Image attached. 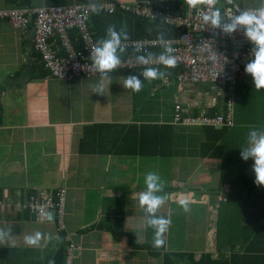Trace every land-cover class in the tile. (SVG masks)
<instances>
[{
    "label": "crops",
    "instance_id": "crops-1",
    "mask_svg": "<svg viewBox=\"0 0 264 264\" xmlns=\"http://www.w3.org/2000/svg\"><path fill=\"white\" fill-rule=\"evenodd\" d=\"M134 1L148 0H0V9ZM149 1L188 7L187 0ZM234 1L243 8L258 4ZM34 33L33 24L16 29L0 21V200L6 203L0 206V229L11 230L0 239V264H65L69 244L78 248L73 264H164L162 256L144 248L153 246V229L146 226L137 200L149 171L159 174L160 194L166 195L156 215L171 221L158 247L162 255L188 252L199 259L212 253L228 260L259 254L258 262L248 264H264V232L262 247L254 253L247 250L253 245L242 241L245 229L248 237L254 235L256 198L250 190L256 186L252 160H242L240 148L250 129L264 131V89L254 88L251 75H237L235 126L222 135L218 127L207 132L174 124L177 104L185 114H222L220 87L181 86L169 71L151 80L154 87L143 84L138 92L122 83L141 70L111 72L102 81L100 76L57 79L42 67ZM77 37L72 33L73 44L80 47ZM53 42L64 55L60 38ZM100 82L104 93H93ZM143 126L155 138L153 126L173 130L166 132V144H152L142 155L133 150ZM237 174H246L247 184ZM230 184H240L244 195H235ZM59 188L67 191L64 227L54 211H45L53 214L49 222L16 205L40 190ZM181 198L189 201L187 211L177 203ZM258 215L263 216L258 227H264V213ZM37 231L40 244L26 245L24 237ZM218 237L226 239L224 245L217 246Z\"/></svg>",
    "mask_w": 264,
    "mask_h": 264
},
{
    "label": "built area",
    "instance_id": "built-area-1",
    "mask_svg": "<svg viewBox=\"0 0 264 264\" xmlns=\"http://www.w3.org/2000/svg\"><path fill=\"white\" fill-rule=\"evenodd\" d=\"M207 0H203L196 8L180 6L174 9L169 3L157 1L104 2L91 4H74L71 6L26 7L0 9V21H8L16 29L34 27V48L50 76L62 79H92L100 74L90 67V53L96 44L91 30L93 16L115 14L118 12L131 14L146 20L159 21L180 31L174 39H164L175 49L172 55L176 58L174 67H178L177 82L181 86L212 83L223 90L225 110L222 114L211 115L203 113L195 116L185 114L183 106L176 105L174 124L191 127H227L235 126V92L237 75L246 73L245 65L251 59V44L243 34L237 31L231 35L223 33L218 28L204 24L199 11H204ZM211 7H219L225 20L238 11L253 8H243L234 0H213ZM77 34L81 41L80 47L73 44L71 35ZM58 36L65 47V54L60 55L54 49L53 38ZM127 51L135 55L121 58L120 65L112 72L138 70L148 67L165 68L156 61V56L163 51L160 40H128L122 41ZM139 49V51H137ZM121 53V54H123ZM152 53L148 64H138L136 55ZM120 54V55H121ZM67 191L59 188L54 191L40 190L36 195L17 203L21 210L37 216L45 211H54L59 219L60 228L65 214ZM0 206H6L0 200ZM75 244H69L66 249L65 264H73L77 250Z\"/></svg>",
    "mask_w": 264,
    "mask_h": 264
},
{
    "label": "clouds",
    "instance_id": "clouds-1",
    "mask_svg": "<svg viewBox=\"0 0 264 264\" xmlns=\"http://www.w3.org/2000/svg\"><path fill=\"white\" fill-rule=\"evenodd\" d=\"M202 0H187L189 8H196ZM213 0H207L204 11L198 10V15L204 24L211 25L213 28L220 29L223 33L231 35L242 30L244 36L251 44V59L245 65L244 71L252 77L253 85L256 90L264 89V0H258V4L253 9L238 11V14L230 16L227 20L221 14L219 7H211ZM128 39V33L122 26L119 30L115 25H109L106 29L105 37L97 40L92 47L90 55V67L100 74L101 81L111 73L121 63L120 54L125 51L122 40ZM163 51L156 56V61L166 68L174 67L176 58L172 53L175 49L170 43L164 40L163 35H159ZM139 51V49H137ZM152 53L146 55H136L138 64H148ZM164 70L155 67L145 68L140 72V76L130 74L123 80V87L133 92L140 91L142 80L151 81L163 78ZM142 77V79L140 78ZM103 83L94 86L93 93H104ZM240 156L244 161L252 160V171L255 175L254 183L264 186V131L252 128L247 133L246 146L240 148ZM145 188L139 193L138 206L145 214L146 226L153 229L154 247H161L165 241L163 234L168 230L171 221L164 216L156 215L159 207L164 203L166 195H161L163 191V181L158 173L146 172L144 175ZM177 203L185 210H188L189 201L181 198ZM43 218L49 222L53 219L51 212L43 213ZM11 230L0 229V239L10 236ZM42 234L37 231L34 234L26 235L24 243L29 246L40 244ZM47 240L49 237L44 236ZM52 264V262H50Z\"/></svg>",
    "mask_w": 264,
    "mask_h": 264
},
{
    "label": "trees",
    "instance_id": "trees-1",
    "mask_svg": "<svg viewBox=\"0 0 264 264\" xmlns=\"http://www.w3.org/2000/svg\"><path fill=\"white\" fill-rule=\"evenodd\" d=\"M179 8V7H178ZM177 8V9H178ZM176 10V8H174ZM109 25H115L116 29L119 30L122 26L128 33V40H151V39H158L159 35H163L164 39H174L177 38L180 35V31L172 26L166 25L164 23H161L159 21H152V20H146L143 18L136 17L131 14H125V13H115V14H104L100 13L95 16H93L91 21V30L94 33V37L97 40L105 37L106 29ZM126 41V40H122ZM136 53L134 51H127L123 54H121V58L127 57L129 55H135ZM42 67L45 69L43 63ZM143 69L138 70H127V71H116V72H125V73H131L136 71H143ZM160 70L169 71L171 72V76L175 77V80H177V75L179 72L178 67H171V68H159ZM46 70V69H45ZM156 130H158L157 138L152 136L149 132L148 126H143L141 128L140 133L137 134V142L134 146L133 152H140L142 155H146V151H151V148H153L151 145L154 144L162 147L163 144L167 143V137L166 132L168 130H173L172 127H160V126H153ZM207 129V132L210 130H214L215 127H204ZM220 128V127H218ZM227 127H222L220 132L222 135H224L227 132ZM160 131V132H159ZM172 139V138H171ZM161 153V152H160ZM240 177V174H237V177ZM243 179L241 180L242 184H247L246 181V174L241 176ZM255 184V183H254ZM224 184H222L223 186ZM233 193L239 194L240 196L244 195L245 192L241 191L239 188L240 184H230ZM255 188L250 190V195L254 196L256 198V205L254 206V217L256 220V223L254 225V228L252 229L254 232V235L248 237V232L245 229L243 233L242 241L246 244L247 242H250L253 246L249 250L252 253L255 252V250H258L260 247H262V244L260 242V233L264 232V227H258L263 220V216L258 215L259 213H264V206L262 205L264 202V186H258L255 184ZM252 187V186H251ZM233 197V196H232ZM247 223L245 222V226ZM224 241H226L225 238L218 237L216 239L217 246L224 245ZM232 243V242H229ZM144 248L149 249L151 252L154 253L155 256L161 257L163 259L164 264H248L250 260L259 261V254L254 256H248L247 254L240 255L235 254L232 255L228 260L224 259L222 254H220V258H216L213 256L212 253H203L199 259H196V255L194 253H188V252H169L161 254V250L158 248H155L153 246L145 245ZM264 259V258H262Z\"/></svg>",
    "mask_w": 264,
    "mask_h": 264
},
{
    "label": "rangeland",
    "instance_id": "rangeland-1",
    "mask_svg": "<svg viewBox=\"0 0 264 264\" xmlns=\"http://www.w3.org/2000/svg\"><path fill=\"white\" fill-rule=\"evenodd\" d=\"M152 81H146V80H142V85L144 84V85H155V83H153ZM154 87V86H153ZM66 197H67V195H66Z\"/></svg>",
    "mask_w": 264,
    "mask_h": 264
},
{
    "label": "bare ground",
    "instance_id": "bare-ground-1",
    "mask_svg": "<svg viewBox=\"0 0 264 264\" xmlns=\"http://www.w3.org/2000/svg\"><path fill=\"white\" fill-rule=\"evenodd\" d=\"M127 41V40H126ZM77 47V46H76Z\"/></svg>",
    "mask_w": 264,
    "mask_h": 264
}]
</instances>
